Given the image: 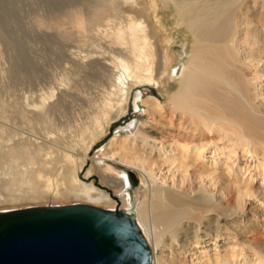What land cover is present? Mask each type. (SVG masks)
Wrapping results in <instances>:
<instances>
[{"label": "bare ground", "instance_id": "bare-ground-1", "mask_svg": "<svg viewBox=\"0 0 264 264\" xmlns=\"http://www.w3.org/2000/svg\"><path fill=\"white\" fill-rule=\"evenodd\" d=\"M138 4L100 0L115 15L101 23L91 20L83 46L75 39L46 53L50 86H38L32 97L23 91L0 97V205L62 198L111 204L90 179L81 177L90 160L119 194L123 210L134 215L152 250V264H168L170 255L160 253L178 249L194 256L190 264H264V232L245 215V199L257 197L249 188L254 176L248 175L254 171L264 181V0H155V7L170 14L177 33L182 27L188 37L178 54L164 45L150 18L154 5L137 15L131 10ZM36 60L40 64L42 57ZM56 60L58 74L52 66ZM22 69H17L20 76ZM82 74L96 80L81 85ZM157 86L164 102L139 89ZM133 91L134 108L141 105L166 129L148 120L137 128L132 122L98 148ZM81 100L92 112L85 122L69 120L66 106ZM109 161L140 174L137 190L126 175L105 172ZM91 173L88 168L85 175ZM228 220L243 224L250 240L234 237L230 244L219 228ZM217 239L229 246L222 254ZM199 240L215 251H192Z\"/></svg>", "mask_w": 264, "mask_h": 264}, {"label": "rangeland", "instance_id": "rangeland-1", "mask_svg": "<svg viewBox=\"0 0 264 264\" xmlns=\"http://www.w3.org/2000/svg\"><path fill=\"white\" fill-rule=\"evenodd\" d=\"M154 2L155 0H139L138 6L131 11H134L135 14L139 15L144 10L148 9V7L151 4L154 5ZM154 8L156 12H152L150 18L153 21V23L156 24L157 27L159 28L161 39L164 45L168 44L169 46L168 45L167 46L169 49L171 48L172 53L178 54L184 48L185 38L188 39V37H185L182 27H178L179 33H177V27L175 26V24H173V21L171 20V16L168 17V15L170 14L167 15L163 9L161 8L159 9L155 7V5ZM124 10L126 12H131L129 8H126ZM114 15L115 14L111 9H108L106 7L103 8L102 6H100V0H0V48L2 47L4 49L6 48V50H3V48L1 49L2 52H4L5 54L4 57L5 59L2 60L0 58V70L2 68H6L5 66H7L6 68L7 71L4 74H1L0 71L1 99H7L9 97L11 98L12 93L13 95H16L15 97H17V95L19 94L21 95V93L23 92H25L24 94L27 95L28 97H32V95L34 96L35 94L38 93L39 87L50 86L53 80L51 75L47 73V70H48V66L51 63V59L50 60L47 59L46 53L49 54L52 48L54 49L59 45H60L59 48L61 49L62 46H65V44H69V45L74 44L75 39H78L77 44L79 45L82 44L83 46L84 44H86L85 43L86 37L89 34L86 31V26L89 23H91V20L96 19V21L101 23L104 17L112 18ZM58 41L60 42L58 43ZM19 56L20 58H18ZM36 56L42 57L41 60L42 64L38 63V61L36 60ZM52 66L56 67L57 69L56 74H58L61 69L60 63L57 60L53 61ZM22 68L26 70L25 72L23 71V73L20 76L17 72V69L21 70ZM34 69L35 70L37 69L36 72L34 71ZM78 78L77 79L79 82L83 81V83L80 84L85 86L88 83L92 84L93 80H96V76H93V74H88V75L82 74L81 76H78ZM87 78L88 80L89 79L90 80L93 79V80L87 81ZM9 80L10 83L8 82ZM9 85L12 86L10 91L8 89ZM139 89L142 91L144 96L152 95L154 97L159 98L162 102L165 101L164 96L162 95L158 86L149 87V90L148 87H140ZM135 91L132 92L128 104L126 106V109L117 119V121L112 125L110 131L107 132L106 138L98 144V148H101L102 146L107 144L108 141L115 134L116 130H119L120 127L123 128L127 124L132 122H135L137 128L140 125L141 120H148L150 121L151 124H155L157 128L166 129V126H164L161 123H158L157 118L145 115L143 112L144 107H142L141 105L139 107V110L138 109L136 110L134 108ZM66 108H65L66 111H64V113L65 115L67 114L66 116L69 117L68 118L69 120L70 119L76 120L78 118L79 120L81 121L84 120L83 122H85V119L87 120V117L92 112L89 105H87V103L83 102L82 100L78 101V103L74 104V106L69 105L66 106ZM163 113L164 112L161 113L162 116L167 115V112H165L164 114ZM72 117L74 118L72 119ZM58 122L59 121H57V124H60V122L59 123ZM173 122L176 124V121ZM96 151L97 149H94L92 151L91 157L94 156ZM210 152L211 151L207 150V154H210ZM9 161L14 162L13 159H10ZM248 164H249V168L251 167V165H253L251 162H248ZM92 165L93 163L89 160L85 166L83 173L81 174V177H83V179H90V182H93L95 186L99 188V190L103 191L105 193V196L108 197V199H110L109 201L112 202L111 204H108L105 203L104 201L102 203L95 204V206H99L111 210L115 208L124 209L121 206L119 194H116L114 190L110 188L103 179H101L99 173L94 171V169L92 168ZM243 166H244L243 161H241V167ZM88 168L92 169V173L86 176L85 172ZM165 170L166 168L164 167L163 172H165ZM218 170H222V168L219 167ZM105 172L115 173L116 175H120V176L126 175V177L128 178L129 185L130 186L132 185L133 189L139 187L140 174L134 169H130L121 166L119 164H116L115 162L109 161L108 163L107 162L105 163ZM131 174L133 176H131ZM253 174L254 171H252L248 175V177L251 175L254 176L251 179L252 181L249 185V188L254 193V196L257 197L254 198L252 196L250 198L245 199V208H246L245 215L247 220L249 218H252L255 220V223H257L258 227L259 226L260 228L262 227L261 229L258 228V230H261L262 233L264 232V209L261 203L263 198L261 197L264 192V181L261 182V177L255 176ZM131 178L134 181L133 184H131ZM243 181L247 182L248 178ZM62 199L57 201H53L51 199L47 201H35V202L27 201V202H23L20 205L10 206V207L9 205H0V210L1 211L8 210L9 208L20 209V208L32 207V206L86 203L84 201L72 202L70 199L67 198H62ZM86 204H90V203H86ZM213 216L214 215L212 214L209 216V218H214ZM229 221L230 220H228V223H225L224 221H223L224 223L220 222V225L222 224L223 227L220 226L219 228H222V231H224L225 235L229 237V242H231L230 244H233L232 238L234 237H238L242 241L250 240L249 234L244 232L245 227L243 226V224L235 223V222H233V224H229L230 223ZM207 222L211 225L216 223L214 220H208ZM235 230H238L237 235L235 233ZM199 243H200L199 245H192L193 247L192 251L193 250L201 251L202 247H207L209 249L207 253L209 254L215 251L213 250L212 246L210 245L206 246L204 242H201L200 240ZM215 244L218 247L216 249H218V251L221 254L227 251L226 249L229 248L227 243L225 244V241L221 239H217ZM221 244L222 246H220ZM179 252L182 251H179L178 249L173 251L172 253H168V251L164 250L160 254L161 256L168 254L170 255L168 258L164 256L166 257L165 260L167 261L168 264H173L171 260L174 259L175 261L179 260V262H177L176 264H190V260L194 256L189 252L185 254L182 253L180 254Z\"/></svg>", "mask_w": 264, "mask_h": 264}, {"label": "water", "instance_id": "water-1", "mask_svg": "<svg viewBox=\"0 0 264 264\" xmlns=\"http://www.w3.org/2000/svg\"><path fill=\"white\" fill-rule=\"evenodd\" d=\"M0 264H152V250L123 209L32 206L0 211Z\"/></svg>", "mask_w": 264, "mask_h": 264}]
</instances>
